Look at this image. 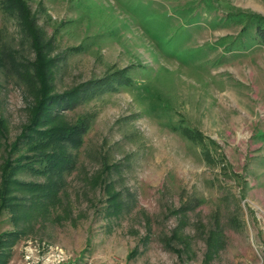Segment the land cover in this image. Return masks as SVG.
<instances>
[{
    "label": "rangeland",
    "instance_id": "obj_1",
    "mask_svg": "<svg viewBox=\"0 0 264 264\" xmlns=\"http://www.w3.org/2000/svg\"><path fill=\"white\" fill-rule=\"evenodd\" d=\"M7 4V53L34 57L11 14L25 9L50 41L52 91H81L59 118L90 129L47 211L0 209V264H264V22L241 13L263 21L264 0ZM32 99L0 71L8 205L28 204L29 184L45 180L21 169L5 184L4 162L32 153L11 150Z\"/></svg>",
    "mask_w": 264,
    "mask_h": 264
},
{
    "label": "trees",
    "instance_id": "obj_2",
    "mask_svg": "<svg viewBox=\"0 0 264 264\" xmlns=\"http://www.w3.org/2000/svg\"><path fill=\"white\" fill-rule=\"evenodd\" d=\"M19 0H7L8 7L12 9L13 5ZM12 9L14 18H20L19 26L28 36V43L31 45L34 53L33 59H18L15 53L10 50L7 53V45L2 43L0 37V71L5 67H11L17 75L25 81L32 90L33 101L27 106L28 117L27 123L22 128L19 135L16 137L11 150L20 151L27 147V151L32 153H23L14 163L5 161L4 174L6 172L5 184L14 183L11 176L18 170L26 169L29 172L45 177L43 182L30 183L28 190L31 192L29 203H14L7 204V195L4 191L1 195L0 209H7L19 212L17 209L20 206L25 209L32 210V207H41L47 211L53 203L50 202V197L58 188V180L65 173L72 170L75 166V159L72 151H78L83 144V138L90 129V124H87L85 118L79 119L74 124H67L59 118V110L73 108L78 100L81 91L74 87L63 93H55L52 91L50 80L52 79L53 57L48 53L50 41H44L41 34L31 22H29V13L25 9ZM244 19L247 21L246 26L253 22L262 24L263 21H257V15L241 12ZM251 17V18H249ZM250 21V22H249ZM249 22V23H248ZM245 26V27H246ZM256 26V25H255ZM263 26V25H261ZM263 28V27H261ZM260 28V29H261ZM55 110L52 113V107ZM58 118L59 124L50 125V120ZM61 123V124H60ZM0 124L1 121H0ZM2 135V133H0ZM7 170V171H6ZM7 180V181H6ZM52 185H56L55 188ZM55 189V190H54ZM54 190V191H53ZM53 191V193H51ZM11 198V197H10ZM51 203V204H50ZM118 207V203H114ZM50 206V207H49ZM24 211V209H23ZM17 215L15 218L18 219ZM7 237H17V232L10 231L6 233ZM15 240V239H13Z\"/></svg>",
    "mask_w": 264,
    "mask_h": 264
}]
</instances>
